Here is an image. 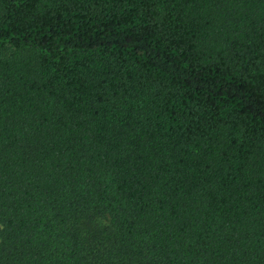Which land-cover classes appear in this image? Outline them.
<instances>
[{
  "label": "trees",
  "instance_id": "trees-1",
  "mask_svg": "<svg viewBox=\"0 0 264 264\" xmlns=\"http://www.w3.org/2000/svg\"><path fill=\"white\" fill-rule=\"evenodd\" d=\"M0 264H264V0H0Z\"/></svg>",
  "mask_w": 264,
  "mask_h": 264
}]
</instances>
